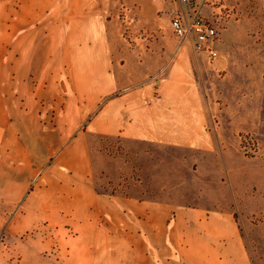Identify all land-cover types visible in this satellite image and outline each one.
<instances>
[{"label": "crops", "instance_id": "1", "mask_svg": "<svg viewBox=\"0 0 264 264\" xmlns=\"http://www.w3.org/2000/svg\"><path fill=\"white\" fill-rule=\"evenodd\" d=\"M0 3V264H253L230 207L98 190L91 138L213 157L223 133L264 134V14L233 4L210 68L223 89L173 31L180 0Z\"/></svg>", "mask_w": 264, "mask_h": 264}, {"label": "rangeland", "instance_id": "2", "mask_svg": "<svg viewBox=\"0 0 264 264\" xmlns=\"http://www.w3.org/2000/svg\"><path fill=\"white\" fill-rule=\"evenodd\" d=\"M192 1L200 4L206 19H213L211 21L219 27V35L232 15L233 4L239 5L240 12L252 26H257L258 17L264 14V6H261L264 0ZM172 11L167 15L169 19ZM121 20V31L131 40L127 36L131 22L125 18ZM169 30L173 34L171 26ZM2 46L0 29V79L6 77L2 69L5 61ZM11 61L17 59L12 56ZM213 62L201 58L202 65L207 68L203 72L207 85L211 87L213 81L214 86L225 89L222 72L211 77ZM17 75L16 71L11 72L12 79ZM217 100L223 98L219 96ZM216 143L218 149L211 157V154L195 150L94 135L91 138L93 182L98 190L110 193L230 207L235 211L234 217L252 263L264 264V134L223 133ZM221 143L229 149L221 147ZM248 143H254L252 149ZM11 261L18 263V258H11Z\"/></svg>", "mask_w": 264, "mask_h": 264}, {"label": "built area", "instance_id": "3", "mask_svg": "<svg viewBox=\"0 0 264 264\" xmlns=\"http://www.w3.org/2000/svg\"><path fill=\"white\" fill-rule=\"evenodd\" d=\"M188 8L189 17L185 11L174 10L171 15V26L175 35L181 40L192 39L194 48L197 52H204L210 61L219 57V51L216 47L219 38V27L214 21L206 19L201 10L191 6V0H180ZM124 18L129 23L132 17L128 16L130 9L125 7ZM250 148L254 146L250 144ZM245 149L246 147L243 146Z\"/></svg>", "mask_w": 264, "mask_h": 264}]
</instances>
